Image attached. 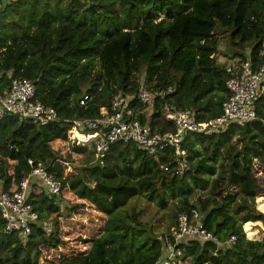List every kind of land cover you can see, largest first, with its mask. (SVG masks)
<instances>
[{
	"label": "trees",
	"instance_id": "16d2710c",
	"mask_svg": "<svg viewBox=\"0 0 264 264\" xmlns=\"http://www.w3.org/2000/svg\"><path fill=\"white\" fill-rule=\"evenodd\" d=\"M224 34L227 42L220 39ZM221 42L227 59L250 61L254 69L263 65L264 0L2 3L0 91L16 78L33 80L36 99L53 106L58 121L39 126L13 115L0 121V180L5 191H20L32 173L28 159L33 158L45 162L62 182V191L58 198L49 196L43 181L31 177L28 201L39 222L26 240L5 233L0 212V264H159L169 245L182 250L175 264H264V239H248L243 230L244 222H264L257 209L258 202L264 211L259 177L264 175V94L253 121L232 123L213 134L187 133L183 147L189 169L183 176L173 172V149L152 157L135 143L115 142L101 165L93 149L71 143V133L79 138L74 130L70 133L73 120L96 118L102 107L111 108L116 94L135 95L142 86L174 88L151 106L133 103L141 122L160 132L176 131L163 111L166 104L192 109L202 122L221 116L230 97L226 63L219 60ZM85 93L92 97L87 106L80 104ZM164 165L170 170L164 171ZM212 180L219 191L193 200L195 191ZM142 194L162 207L173 200L167 234L141 226L137 218L133 225L127 215L137 213L135 208L124 214ZM86 208L96 212L98 230L89 226L72 239L62 238L61 219ZM193 210L214 240L171 235L179 216ZM251 225L247 232L254 236ZM232 237L235 242L228 243Z\"/></svg>",
	"mask_w": 264,
	"mask_h": 264
},
{
	"label": "built area",
	"instance_id": "2783aa9c",
	"mask_svg": "<svg viewBox=\"0 0 264 264\" xmlns=\"http://www.w3.org/2000/svg\"><path fill=\"white\" fill-rule=\"evenodd\" d=\"M14 0H0L3 2ZM232 60L226 64L229 75L226 86L230 97L223 105L221 116L207 122L199 121L192 109H178L168 104L163 106L166 119L175 126V132H160L149 123H142L138 118L134 101L152 105L155 98H164L174 91L172 86L160 90H150L142 86L135 95L119 92L111 101V108L102 107L96 118L75 119L70 130H76L86 141L84 145L92 146L95 162L104 165L115 142L135 143L149 156L157 157L172 150L171 158L175 162L174 174L183 176L189 169V161L184 140L187 133L213 134L223 131L232 123L250 122L256 119L257 102L264 94V64L254 69L250 61ZM37 88L33 80L27 78L13 79L9 89L0 91V121L6 116H17L20 119L31 120L39 126H47L58 121V112L53 106L46 105L36 99ZM92 97L85 93L80 104L87 106ZM134 103V104H133ZM82 130H88L84 134ZM92 131V132H91ZM90 148V147H89ZM28 164L32 173L21 183L20 191L11 194L4 190L0 180V212L5 221V233L19 234L27 239L32 227L39 222V214L28 201V185L31 177L40 178L49 196L59 197L62 182L49 172L42 160L30 158ZM164 171L170 166L164 165ZM171 235L175 240L191 235L202 241L214 240L212 232L208 231L201 215L193 210L191 214L182 213L177 225L172 228ZM235 237L228 243L233 244ZM169 254L162 258L159 264H175L182 250L175 245L168 246Z\"/></svg>",
	"mask_w": 264,
	"mask_h": 264
},
{
	"label": "rangeland",
	"instance_id": "374dc122",
	"mask_svg": "<svg viewBox=\"0 0 264 264\" xmlns=\"http://www.w3.org/2000/svg\"><path fill=\"white\" fill-rule=\"evenodd\" d=\"M220 39L222 42L228 41V37L226 36V34H224ZM220 51L221 52L219 55V60L221 62H225L226 64H229L232 60H229L224 56L223 43H222ZM96 69L97 70L100 69V65L97 61H96ZM149 112H152V110H150ZM71 135H72L71 143L84 145V143H81L79 138L75 137L74 134L71 133ZM88 147L92 148V146H89V145ZM89 157H90V160L93 159L91 153ZM67 171L76 172L71 167H68ZM257 173H258V170H256V174ZM263 176L264 175L259 176L261 177L262 182H264ZM213 189H216V190H214L213 193H211ZM215 191L216 192L219 191V187L212 180V182L207 186V188H204V189L201 188L195 191L196 194L193 196V200H195L199 196L205 198L209 194L210 195L214 194ZM132 208H135L137 213H133L131 212L132 211L131 210L128 213H131L132 215H127V216H128V220L131 221L133 225H135L134 218H137L140 220L141 226L152 227L154 229V232L158 233L159 235L165 234V233L167 234L169 226L173 221L174 202L172 199L168 200V205L166 207H162L156 199L151 200L146 195L142 194L131 200L129 205L126 207V211L124 210V214L127 213V209H132ZM257 209L264 213V211L258 207V202H257ZM250 223H252L251 227L253 229V232L256 233L254 236H250L251 233L247 232V229L250 228L249 226ZM98 225H99L98 217L96 216V212L94 211V209L86 208L85 210L83 209V210H80L78 213L73 214L72 218L61 219V235H62V238L72 239V237L80 233L77 231L82 232L86 230L85 229L86 227L90 228L89 226H91L94 229L93 231H97ZM243 230L248 239H253V240H263L264 239V222L262 220L244 222ZM66 249L67 250L70 249V246L66 247ZM57 255H58V252H55L54 256L52 257L53 258L57 257Z\"/></svg>",
	"mask_w": 264,
	"mask_h": 264
},
{
	"label": "bare ground",
	"instance_id": "6f19581e",
	"mask_svg": "<svg viewBox=\"0 0 264 264\" xmlns=\"http://www.w3.org/2000/svg\"><path fill=\"white\" fill-rule=\"evenodd\" d=\"M74 131H75L76 135H77L79 138H83V136H82L80 133H78L76 130H74Z\"/></svg>",
	"mask_w": 264,
	"mask_h": 264
}]
</instances>
